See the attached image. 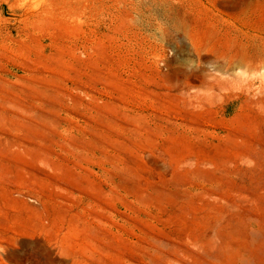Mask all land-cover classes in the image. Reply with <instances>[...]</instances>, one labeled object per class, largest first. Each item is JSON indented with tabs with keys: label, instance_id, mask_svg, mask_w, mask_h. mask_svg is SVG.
I'll return each mask as SVG.
<instances>
[{
	"label": "rangeland",
	"instance_id": "obj_1",
	"mask_svg": "<svg viewBox=\"0 0 264 264\" xmlns=\"http://www.w3.org/2000/svg\"><path fill=\"white\" fill-rule=\"evenodd\" d=\"M263 12L0 0V264H264Z\"/></svg>",
	"mask_w": 264,
	"mask_h": 264
},
{
	"label": "bare ground",
	"instance_id": "obj_2",
	"mask_svg": "<svg viewBox=\"0 0 264 264\" xmlns=\"http://www.w3.org/2000/svg\"><path fill=\"white\" fill-rule=\"evenodd\" d=\"M242 12H244V14L247 15V13H245L246 10H242ZM257 15H259V13ZM262 30L264 34V29L262 28ZM261 39H260L261 43L256 44V45L253 44L254 45L253 47H251L249 44H246L247 42L245 41L246 43L245 42L241 43L239 48L234 51L231 49L230 50L228 49V53L223 54L222 52L223 55L221 56L223 60L220 62L218 61V66L220 68L222 67L231 68L235 64L236 66L238 65L242 66L243 71L238 76L237 83L239 85H242V88H244V90L246 89L248 91L250 88H252V86H254L253 84L255 83L256 80L259 81V87L257 86L258 91L262 95V97H264V35L262 36ZM261 68L263 69V71H259ZM258 71H259V75H256L257 74L256 72ZM200 74H202V75H199L200 79H202L203 81H206L204 74L203 73H200ZM215 81H216L215 84H212V86L216 85L218 87H221V86L234 84L232 79H229L227 77H224V79H222L221 77H215Z\"/></svg>",
	"mask_w": 264,
	"mask_h": 264
}]
</instances>
